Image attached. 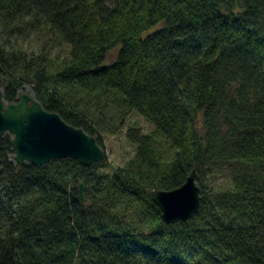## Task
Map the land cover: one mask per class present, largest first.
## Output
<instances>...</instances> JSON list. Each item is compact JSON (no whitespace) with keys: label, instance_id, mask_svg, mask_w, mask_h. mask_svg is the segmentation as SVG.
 <instances>
[{"label":"trees","instance_id":"1","mask_svg":"<svg viewBox=\"0 0 264 264\" xmlns=\"http://www.w3.org/2000/svg\"><path fill=\"white\" fill-rule=\"evenodd\" d=\"M24 85L102 150L128 112L153 130L123 166L17 165L0 137V264H264V0H0L4 102ZM192 171L198 213L164 224Z\"/></svg>","mask_w":264,"mask_h":264},{"label":"water","instance_id":"2","mask_svg":"<svg viewBox=\"0 0 264 264\" xmlns=\"http://www.w3.org/2000/svg\"><path fill=\"white\" fill-rule=\"evenodd\" d=\"M12 137L14 163L44 166L52 160L72 159L84 167L100 162L104 151L95 139L81 129L66 124L55 113L43 110L27 93L21 94L15 104L7 105L0 90V137ZM196 173L192 171L180 187L170 191H157L152 197L164 224L187 222L200 208V188ZM82 203V185H79Z\"/></svg>","mask_w":264,"mask_h":264},{"label":"rangeland","instance_id":"3","mask_svg":"<svg viewBox=\"0 0 264 264\" xmlns=\"http://www.w3.org/2000/svg\"><path fill=\"white\" fill-rule=\"evenodd\" d=\"M22 46L24 48H27L28 44H26V42H23ZM61 49L62 47L60 46H54L52 48V51H59ZM114 58V53L109 54L107 63L114 61ZM23 93H27L33 98L30 86L24 85L21 89L20 95ZM98 112L99 110L94 113V117L95 114L99 115ZM129 127H137L144 134H148L151 130H153V126L141 116L134 112H128L124 117V123L120 129L115 130L114 134L103 133L101 135V142L104 147V154L106 156V159L116 166H123L134 154V147L130 145L124 137V133Z\"/></svg>","mask_w":264,"mask_h":264}]
</instances>
